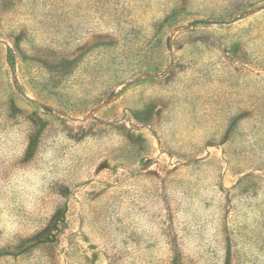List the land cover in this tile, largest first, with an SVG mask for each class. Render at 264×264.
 <instances>
[{"label": "rangeland", "instance_id": "1", "mask_svg": "<svg viewBox=\"0 0 264 264\" xmlns=\"http://www.w3.org/2000/svg\"><path fill=\"white\" fill-rule=\"evenodd\" d=\"M260 102L264 0H0V264H264Z\"/></svg>", "mask_w": 264, "mask_h": 264}, {"label": "trees", "instance_id": "2", "mask_svg": "<svg viewBox=\"0 0 264 264\" xmlns=\"http://www.w3.org/2000/svg\"><path fill=\"white\" fill-rule=\"evenodd\" d=\"M255 11H257V9H245V10L241 11V16L240 17L249 15L251 13H254ZM206 21L207 20H204V21H197L196 20V21H192L191 24L196 22L194 24V26H196L197 24H205V25H207ZM217 23H221V22L219 21ZM170 28H172V32H174V31L177 32V31L181 30L182 28H184V26L171 25ZM191 28H192V26H188L187 28H185L184 31L190 32ZM170 42H171V36L168 37V39H167V47H170ZM11 54H12V51H11ZM7 62L9 63L8 59H7ZM173 62L174 61H171L170 65H169V67L167 69L155 68V69L149 70L145 74L147 76H150L149 78L152 79V80L155 79V78H158V77L165 76V75L169 74L170 70L173 68L172 67V65L174 64ZM121 84L122 83H119L118 85H121ZM114 93H115L114 89L106 88V90L103 93V97L104 96L105 97L111 96ZM26 98L28 99L27 96H26ZM246 109L248 111H251L252 113L257 114V115L252 114L248 119H240V120L236 119V127L238 126L239 130H242L244 128V126H247L249 128L247 130L248 131V134H247L248 140L251 142V144L254 147H256L257 145H261L262 148L260 147V149L264 150V141H263V136H262V135H264V105H262L261 102L260 103H254V104L249 103V104L236 105V113L245 111ZM234 124H235V122H232L231 125H230V128L233 127ZM230 128L227 130L228 136H230L229 135L230 134L229 131L231 130ZM247 131H246V133H247ZM161 140H163V139H161V137H160V141ZM161 142H163V141H161ZM253 178H254L253 176L245 175V177H243L242 179L238 180V183L236 185H241L243 181H245V180L247 181L248 179H253ZM255 179H257V178H255ZM259 218L262 219V223L260 224V226L263 229L264 228V225H263V223H264V214L263 215L261 214ZM230 250H231V248H229V251ZM229 251H228V253H229ZM174 254H175V251H174ZM230 257L231 256L229 254L228 255L227 264H230V261H229V259H231ZM174 264H177L176 260H174Z\"/></svg>", "mask_w": 264, "mask_h": 264}, {"label": "water", "instance_id": "3", "mask_svg": "<svg viewBox=\"0 0 264 264\" xmlns=\"http://www.w3.org/2000/svg\"><path fill=\"white\" fill-rule=\"evenodd\" d=\"M196 22H194L192 25H194Z\"/></svg>", "mask_w": 264, "mask_h": 264}]
</instances>
